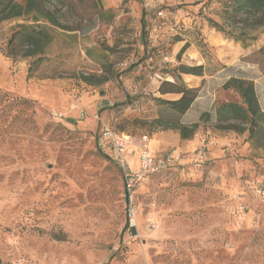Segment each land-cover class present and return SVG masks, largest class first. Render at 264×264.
I'll return each instance as SVG.
<instances>
[{"label":"rangeland","instance_id":"rangeland-1","mask_svg":"<svg viewBox=\"0 0 264 264\" xmlns=\"http://www.w3.org/2000/svg\"><path fill=\"white\" fill-rule=\"evenodd\" d=\"M102 1L89 21L62 8V19L79 29L51 28L54 38L36 66L39 56L7 53L24 20L0 22V264H264V150L248 130L215 126L216 107L241 98L209 77L235 61L264 106V70L253 62L264 22L248 21L258 39L244 47L209 23L233 29L227 0H152L150 8L145 0ZM207 31L224 41L210 43ZM187 42L178 58L176 43ZM228 43L239 49L237 59L223 51ZM182 64L207 72L184 120L210 112L186 140L151 126L158 116L183 120L156 101L176 97L158 86ZM105 125L137 137L167 131L181 163L142 182L127 204L120 169L98 145ZM151 149L159 150L154 142Z\"/></svg>","mask_w":264,"mask_h":264},{"label":"trees","instance_id":"trees-1","mask_svg":"<svg viewBox=\"0 0 264 264\" xmlns=\"http://www.w3.org/2000/svg\"><path fill=\"white\" fill-rule=\"evenodd\" d=\"M79 3L83 7L81 12L78 10ZM103 6L102 0H0V22L15 19L24 20V22L18 23L14 27L8 43V55L14 60L18 57L39 56L34 62L35 66L38 65L44 60L41 54L45 52L46 47L54 38L51 28L59 27L68 31H76L79 29V27L70 25L68 21L62 19L63 15L60 14L62 8H67L74 17L83 22L85 20H92L91 12L100 14ZM224 10L226 15L225 19L229 22V26L234 30L239 29V33H235L233 29H226L223 23L209 19L212 27L227 34L229 37H234L237 41H241L244 47L250 46L249 39L253 41L258 39V35L250 34L249 30L252 27L247 24L251 18H257L258 23L263 24L264 0H227L224 5ZM102 14L107 15L106 13ZM239 16L245 17L240 21L237 20ZM144 18L145 16L143 15V30L146 24ZM241 22H244L246 26L243 25L240 27L238 24ZM189 45L188 42L183 45L177 54L178 58L182 56ZM257 50L258 55L261 57L257 56L253 62L257 63L264 70V43ZM34 68L32 66L29 67V72H32ZM168 73L174 76L175 80H162L158 92L163 96L173 94L176 97L164 98L161 96L156 97V101L166 109L182 117L197 99L199 88L188 86L181 80L180 73L203 76L205 68L203 65L188 66L182 64ZM117 76L119 77V74ZM108 78V76L104 75L99 82L107 81ZM85 80L90 84H97L89 78L85 77ZM222 87L227 90L232 89L236 91L241 101H225L220 103L216 107L217 120L215 126L219 129L235 130L239 133L248 130L253 143L264 150V110L261 107L254 80L232 76L224 82ZM199 119V121L187 124L179 118L170 119L158 116L151 121V126L153 131L176 130L179 132L181 139L186 140L191 139L196 134L200 126V121L208 122L210 120V112H203ZM99 148L116 163L112 151L104 150L100 145ZM128 227L129 220H127L124 230L128 229Z\"/></svg>","mask_w":264,"mask_h":264},{"label":"built area","instance_id":"built-area-1","mask_svg":"<svg viewBox=\"0 0 264 264\" xmlns=\"http://www.w3.org/2000/svg\"><path fill=\"white\" fill-rule=\"evenodd\" d=\"M154 6L152 0H145L146 8ZM158 13L161 15L163 11ZM157 37V35L152 36V40H156ZM55 114L59 117L63 116ZM98 144L104 150L112 151L114 154L116 164L123 177L127 204L133 202L140 185L148 177L181 163V155L176 150H169L158 155L152 154L148 134L137 137L125 131H119L110 125L100 131ZM132 156H137L135 163L131 159ZM197 160H204V156L201 154ZM258 191L262 192V189H258Z\"/></svg>","mask_w":264,"mask_h":264},{"label":"crops","instance_id":"crops-1","mask_svg":"<svg viewBox=\"0 0 264 264\" xmlns=\"http://www.w3.org/2000/svg\"><path fill=\"white\" fill-rule=\"evenodd\" d=\"M206 35L209 36L208 37V40L212 44H221V42L224 41V39H223V37H222L221 34L214 33L212 35L211 32L207 31L206 32ZM182 47H183L182 44L179 45L178 43H176V46H175L176 52H179ZM189 47H190V45H189ZM222 49H223L224 52L228 53L229 54V57H231L232 59H234V58L237 59L239 57V55H240L239 49H237L236 47H234V45H232V44H229L228 43L227 45L223 46ZM195 58H198L199 59V53H196L195 54ZM235 63L236 62L233 61V60H229L228 61L226 59L225 60V66H223L221 69H219L216 72V75L219 76V77H217L215 74H212L211 76H209L210 79H212V78H219V80H223L222 84H224V82L228 78H230L232 76H237L238 74L240 75L241 73H243L242 70L241 71H238V69H235L233 67ZM235 71H236V74H233V72H235ZM229 72H231L230 75L228 74ZM205 73H207V72L205 71ZM226 73H227L226 78L225 79H220L221 78L220 76H222V75H224ZM243 75H244L245 78L253 79L252 77H250L251 75L247 71H244V74ZM180 77H181V80L183 82H185L190 87H199L201 85L203 79L204 78H207V77H204V75L203 76H199V75H194V74H189V73H180ZM165 79L174 81L175 80V77L174 76H171L169 78H163L162 80H165ZM158 88H159V86H158ZM170 96H173V94L170 95ZM171 98H175V97H171ZM196 102H197V99L195 100V102L193 103V105L191 106V108L187 111V113L184 116H186L190 112V110L194 107V105L196 104ZM262 108L264 110V106L263 105H262ZM184 116H183L182 122L189 124L190 123L189 121H185L184 120ZM106 126H108V125H105L104 127H106ZM168 134L169 133L167 131H161V132L155 133L154 136L152 138H150V149H151V143L152 142L156 143L157 147L159 148L158 151H152V149H151V153L152 154L158 155V154H162L164 152L169 151V149H168L169 148ZM177 134H178L177 136L179 137L180 134L179 133H177ZM166 143H168V144H166ZM165 144H166V146H164ZM131 159L135 163L136 160H137V156H132Z\"/></svg>","mask_w":264,"mask_h":264},{"label":"water","instance_id":"water-1","mask_svg":"<svg viewBox=\"0 0 264 264\" xmlns=\"http://www.w3.org/2000/svg\"><path fill=\"white\" fill-rule=\"evenodd\" d=\"M128 202V201H127ZM1 262V261H0Z\"/></svg>","mask_w":264,"mask_h":264}]
</instances>
